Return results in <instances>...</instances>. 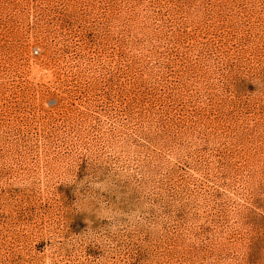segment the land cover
<instances>
[{"label":"rangeland","instance_id":"rangeland-1","mask_svg":"<svg viewBox=\"0 0 264 264\" xmlns=\"http://www.w3.org/2000/svg\"><path fill=\"white\" fill-rule=\"evenodd\" d=\"M0 264H264V0H0Z\"/></svg>","mask_w":264,"mask_h":264}]
</instances>
